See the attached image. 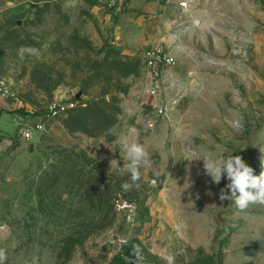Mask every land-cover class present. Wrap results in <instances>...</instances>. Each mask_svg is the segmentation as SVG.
<instances>
[{
  "label": "rangeland",
  "instance_id": "obj_1",
  "mask_svg": "<svg viewBox=\"0 0 264 264\" xmlns=\"http://www.w3.org/2000/svg\"><path fill=\"white\" fill-rule=\"evenodd\" d=\"M157 48L181 92L145 94ZM124 139L147 152L129 191ZM205 153L264 170V0H0L5 264H264V205L221 200Z\"/></svg>",
  "mask_w": 264,
  "mask_h": 264
},
{
  "label": "clouds",
  "instance_id": "obj_2",
  "mask_svg": "<svg viewBox=\"0 0 264 264\" xmlns=\"http://www.w3.org/2000/svg\"><path fill=\"white\" fill-rule=\"evenodd\" d=\"M26 54L38 56L39 50L31 46H21L18 49L19 58L23 60ZM121 151L124 153L125 161L122 169L129 174L131 181V183L125 181L121 186L125 191H129L134 185L138 186L137 182L141 179L140 168L147 157V152L143 145L129 142L127 139L121 141ZM198 159L204 161L205 172L214 183L219 184L225 176L229 181L225 188L220 190L221 200H234L235 206L240 210L247 209L250 204L264 205V170L259 175H254L253 169L239 155L216 156L213 153H205L186 158L189 162ZM6 260V249L0 248V264H5ZM174 261L175 257L169 254L167 264H174Z\"/></svg>",
  "mask_w": 264,
  "mask_h": 264
},
{
  "label": "built area",
  "instance_id": "obj_3",
  "mask_svg": "<svg viewBox=\"0 0 264 264\" xmlns=\"http://www.w3.org/2000/svg\"><path fill=\"white\" fill-rule=\"evenodd\" d=\"M168 3L171 0H166ZM180 7L183 10L188 8V3L186 1L179 3ZM147 70L149 71L153 82H161L163 74L169 69H173L177 66L178 58L162 49H154L147 53ZM145 94L155 96L157 94L156 89L145 90ZM74 103H67L66 101H59L51 104L48 108V111L43 115L44 119L50 120L61 116L63 113L69 109L75 108ZM162 114L163 112L160 111ZM43 127L38 125L34 128L22 129L21 135L24 141L32 142L35 137L36 130H42Z\"/></svg>",
  "mask_w": 264,
  "mask_h": 264
},
{
  "label": "crops",
  "instance_id": "obj_4",
  "mask_svg": "<svg viewBox=\"0 0 264 264\" xmlns=\"http://www.w3.org/2000/svg\"><path fill=\"white\" fill-rule=\"evenodd\" d=\"M180 59H178V63L177 66L173 69H169L168 71H166L163 76H162V80L161 82H153L150 73L147 72L146 70V74H147V84L145 85L144 88H146V90L148 89H156L157 90V94L155 96L152 97H156L161 95L162 92H166L167 95H169L168 91L174 90L178 92H181L182 88H181V73H180ZM148 95V94H147ZM176 95V94H175ZM174 95V96H175ZM151 96V95H150ZM173 97V96H171Z\"/></svg>",
  "mask_w": 264,
  "mask_h": 264
},
{
  "label": "water",
  "instance_id": "obj_5",
  "mask_svg": "<svg viewBox=\"0 0 264 264\" xmlns=\"http://www.w3.org/2000/svg\"><path fill=\"white\" fill-rule=\"evenodd\" d=\"M99 65H100V63L97 61V62H95V63L92 65L91 69H92L93 71H95V70L98 69ZM31 148H32V150H33V147H31Z\"/></svg>",
  "mask_w": 264,
  "mask_h": 264
}]
</instances>
